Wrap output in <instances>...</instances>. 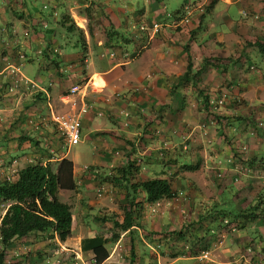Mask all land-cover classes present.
Segmentation results:
<instances>
[{"label": "crops", "instance_id": "obj_1", "mask_svg": "<svg viewBox=\"0 0 264 264\" xmlns=\"http://www.w3.org/2000/svg\"><path fill=\"white\" fill-rule=\"evenodd\" d=\"M84 107L89 150L72 154L52 117ZM62 158L71 236L18 239L6 264H95L88 239L123 219L130 164L133 182L167 178L177 197L139 190L101 264L264 262V0H0V184Z\"/></svg>", "mask_w": 264, "mask_h": 264}, {"label": "trees", "instance_id": "obj_2", "mask_svg": "<svg viewBox=\"0 0 264 264\" xmlns=\"http://www.w3.org/2000/svg\"><path fill=\"white\" fill-rule=\"evenodd\" d=\"M215 1V0H214ZM213 3V2H212ZM208 100L209 110L210 104ZM215 117V112L212 114ZM132 163V162H131ZM130 164L124 171L126 182L127 205L124 206L123 219L112 217L113 227L110 238H92L88 242L94 244L95 264H101L109 251L105 243L115 242L122 232L130 230L139 218L141 209L138 207L137 194L142 190L150 202L177 197L172 182L164 178H152L133 182ZM74 179V163L62 158L55 163L36 160L33 164L21 169L14 180H6L0 184V205H7L0 221V264H6L9 248L18 240L33 233H45L50 238L58 237L65 241L72 234V206L59 199L62 189H76Z\"/></svg>", "mask_w": 264, "mask_h": 264}, {"label": "built area", "instance_id": "obj_3", "mask_svg": "<svg viewBox=\"0 0 264 264\" xmlns=\"http://www.w3.org/2000/svg\"><path fill=\"white\" fill-rule=\"evenodd\" d=\"M189 11H191V6H187L186 7ZM25 83H28L29 80H25ZM18 88L19 87V82H15V84L13 85L12 88H10V91L13 90V88ZM79 91H82V88H80L79 85H75L70 89V93L71 94H75L78 93ZM227 94H223L221 97L216 98V99H212L210 100L209 104H210V108L212 110V112H215L216 109H218V107L223 106L225 101L227 100ZM87 111V107L82 108V110L80 111L79 114H67V115H54L53 121L57 124L58 129L65 135V137L67 138V143L69 147H72L74 145H77L78 143H80L81 141V127H82V123H81V115H83L85 112ZM262 124V122H260ZM168 144L165 143L163 147H161L160 151L161 153H159L160 156H162L163 153V149L166 147L167 148ZM244 149V147H243ZM221 176V174H220ZM1 239L2 236L0 234V245H1ZM254 248L253 247H249L248 248V252L250 254L254 253ZM207 255H205L206 257ZM256 264H264V262L259 261Z\"/></svg>", "mask_w": 264, "mask_h": 264}, {"label": "rangeland", "instance_id": "obj_4", "mask_svg": "<svg viewBox=\"0 0 264 264\" xmlns=\"http://www.w3.org/2000/svg\"><path fill=\"white\" fill-rule=\"evenodd\" d=\"M87 150H89V147L87 144L85 143H81L79 145H76L72 148V154H80L82 151L83 152H87ZM223 200L226 202L227 201V204L231 201L230 198H229V192L226 193V195H224L223 197ZM2 207L0 205V215L2 213ZM13 259L10 257L9 258V262H7V264H14L16 262L12 261ZM13 262V263H12Z\"/></svg>", "mask_w": 264, "mask_h": 264}, {"label": "clouds", "instance_id": "obj_5", "mask_svg": "<svg viewBox=\"0 0 264 264\" xmlns=\"http://www.w3.org/2000/svg\"><path fill=\"white\" fill-rule=\"evenodd\" d=\"M249 248V247H248ZM255 250L257 249L256 247H253ZM255 250H254V252H255ZM247 251H248V249H247ZM251 255V254H250Z\"/></svg>", "mask_w": 264, "mask_h": 264}]
</instances>
